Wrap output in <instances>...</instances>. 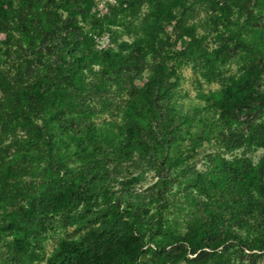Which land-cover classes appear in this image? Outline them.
Masks as SVG:
<instances>
[{"label": "trees", "instance_id": "1", "mask_svg": "<svg viewBox=\"0 0 264 264\" xmlns=\"http://www.w3.org/2000/svg\"><path fill=\"white\" fill-rule=\"evenodd\" d=\"M145 1L138 18L136 7L121 16L131 41L115 34L97 49L79 0H0V33L15 50L0 63V201L10 210L0 231H19L0 264H31L36 228L55 212L73 229L46 264L264 257V0ZM185 66L218 85L205 108L216 117L200 128L191 121L201 106L190 114L181 101ZM232 120L241 126L222 147L238 154L202 152L195 167L196 141ZM131 157L143 163L138 173L116 171ZM147 170L154 180L139 186Z\"/></svg>", "mask_w": 264, "mask_h": 264}, {"label": "rangeland", "instance_id": "2", "mask_svg": "<svg viewBox=\"0 0 264 264\" xmlns=\"http://www.w3.org/2000/svg\"><path fill=\"white\" fill-rule=\"evenodd\" d=\"M122 2H125V0H79V6L84 10V14L79 16L78 20L79 23L84 26L90 33L93 34V39L99 40V45L105 44V37L110 38L113 37L115 34L119 35V39H124L131 41V38L124 34H122V28L120 27L121 16H129L131 10H133L136 7V10L138 11L136 13L137 18L141 16L144 12H146L149 8L146 6V1L144 0H126L129 1L130 4L124 6L121 4ZM101 4H104L106 6V11L103 12V10L100 12L98 10L97 6H100ZM16 5V2H8V5L5 4V8L9 9L14 7ZM101 13V15H98ZM191 15V18H196V13L191 11L189 12ZM104 20L108 19L106 23V27L102 32H97V29L90 28V22L94 18L102 17ZM163 31L170 35V25L166 24L163 26ZM182 40V39H180ZM7 43V44H6ZM20 43L22 44L21 47L24 48L26 42L25 38H20ZM10 44V45H9ZM8 45V46H7ZM113 46V44H112ZM8 50V51H7ZM19 50V49H18ZM15 50L11 47V39L6 40L5 37L0 33V63L3 61L11 60V52H14ZM19 52V51H18ZM21 52V51H20ZM17 56L18 53H16ZM2 66V65H1ZM179 74L181 76L180 80V88L184 90L186 93V97L182 99L187 105L189 104L188 112L192 114L193 107H196L197 105H200L201 107L194 113V120L191 121L194 124H196L197 128L201 127V122H204L205 124L212 123L213 120L216 117L215 113H212V111H206V107L208 106L209 100L208 96L211 93H215L217 90L218 85L215 82L206 83L202 81L200 78L198 80L193 78L191 70L188 66L182 67L179 70ZM11 77V69H10V75ZM24 77V76H22ZM1 89H0V96H1ZM205 116L208 118V120L205 121ZM240 124L237 122V120H232L230 123L224 124L222 127L221 133H218L217 131L213 134H205L202 135L199 141H196V148L199 150V155L197 156V161L195 163V167L201 168V162H200V155L203 153H209V152H219L222 154L225 158H229L231 155H237L238 151L233 152H225L222 147V143L224 140L229 138V135L232 134V132L238 128H240ZM229 134V135H227ZM97 135V134H96ZM9 137H5L1 139V142L6 143L8 141ZM187 141H184L186 143ZM194 143V141H193ZM192 143V144H193ZM172 153L174 151L172 150ZM263 153L261 149H257L256 151L252 152L250 154V158L252 159V162L254 163L258 156H260ZM30 156H32V152L29 153ZM141 159H138L137 157H131L130 159H126L122 162L121 168H117L116 171L120 172L122 175H131L136 174L140 170L139 168L142 167V164L140 162ZM33 168L34 173L38 174V168ZM155 173L152 170H147L143 174V181L140 183L139 186H146L147 184H150L154 180ZM7 189L11 191V179H8ZM175 191V189L173 188ZM7 199H3L0 201V223L4 222V220H7V216H9L10 210L9 207L6 208L4 205H6ZM176 202V201H174ZM213 209L216 211H220L219 204H213ZM182 208V206H180ZM183 212V211H182ZM174 217V218H172ZM168 217V224L169 222H176L177 225L180 224L183 215L180 213L179 215H172ZM61 215H58L56 212L45 216L41 219V225L37 226L36 230L37 233L35 234L36 241L32 243V247L35 250V253L37 254L36 259L31 260V264H46L47 256L49 252H53V248H56V243L66 237V234H71L73 226L67 227L65 230L61 227ZM1 232V231H0ZM19 231L17 229H11L8 228L5 232L0 233V252H4L6 247H11L12 243H14V239L18 238ZM255 254L251 257L247 255L248 251H246L244 259L234 261L233 264H264V257L261 256L260 252L252 251ZM3 256V255H2ZM151 260L155 262V264H173V263H167L162 262V260L158 256H149L148 261ZM149 264V263H148ZM177 264H182L181 262Z\"/></svg>", "mask_w": 264, "mask_h": 264}, {"label": "built area", "instance_id": "3", "mask_svg": "<svg viewBox=\"0 0 264 264\" xmlns=\"http://www.w3.org/2000/svg\"><path fill=\"white\" fill-rule=\"evenodd\" d=\"M113 1H115V0H113ZM100 2H101V0H100ZM97 7H98V10L100 12L102 10H103V12L106 11V6L104 4H101L100 6H97ZM98 15H101V13H99ZM94 42H95V48L101 49V48H103V47H105V46H107L109 44V39L107 37H105V44L104 45H99V40L98 39H95Z\"/></svg>", "mask_w": 264, "mask_h": 264}]
</instances>
